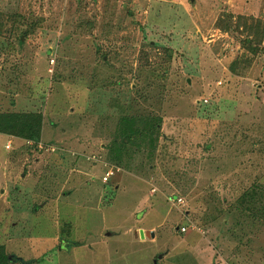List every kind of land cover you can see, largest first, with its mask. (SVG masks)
<instances>
[{
  "label": "rangeland",
  "instance_id": "374dc122",
  "mask_svg": "<svg viewBox=\"0 0 264 264\" xmlns=\"http://www.w3.org/2000/svg\"><path fill=\"white\" fill-rule=\"evenodd\" d=\"M241 18L264 0H0V114L43 116V149L0 134L12 260L264 264V225L232 213L264 185V37L249 53ZM141 95L161 130L121 121Z\"/></svg>",
  "mask_w": 264,
  "mask_h": 264
},
{
  "label": "trees",
  "instance_id": "16d2710c",
  "mask_svg": "<svg viewBox=\"0 0 264 264\" xmlns=\"http://www.w3.org/2000/svg\"><path fill=\"white\" fill-rule=\"evenodd\" d=\"M244 21L256 23V26L248 25L246 30L250 37H248L244 42V48L248 50L251 54H257L262 47V39L264 37V23L262 20L255 18H241ZM262 26L261 29L259 26ZM257 32L259 35L256 39L251 38V34ZM105 62L106 57H102ZM239 59L234 61L230 70L236 73V64ZM129 96H127L128 98ZM140 100H149L148 96L141 95L140 99L135 98L131 100L129 104H126L129 109L133 110L132 115H126L122 117L121 121L134 122L137 125L138 132L142 125L150 123V121H155L153 115L150 111H146L141 104ZM121 101V100H120ZM119 101V102H120ZM157 122V121H155ZM139 123V124H138ZM142 124V125H140ZM155 130H161L162 124L157 122L153 126ZM43 128V116L41 113H10V114H0V134L14 136L17 138H22L26 140H33L38 142L41 140ZM124 143L131 144L133 134L126 136ZM232 213L241 210L243 213H247L248 218L252 221L253 225L260 224L264 225V185L255 184L251 185L237 200V206ZM249 221V222H250ZM70 228V226H68ZM66 227H64L65 229ZM63 234H65L64 230ZM71 233V231H69ZM0 264H17L15 259H11V254L5 245H0Z\"/></svg>",
  "mask_w": 264,
  "mask_h": 264
},
{
  "label": "built area",
  "instance_id": "2783aa9c",
  "mask_svg": "<svg viewBox=\"0 0 264 264\" xmlns=\"http://www.w3.org/2000/svg\"><path fill=\"white\" fill-rule=\"evenodd\" d=\"M26 144L29 145V146H37L39 149H43V145H42V144H40V143H39V144H38V143H35L34 141H26ZM11 146H12V143L9 142V143L5 146V147H6V150H10V149H11ZM53 151H54V149H53ZM113 175H114L113 172H108V173L106 174V176L103 178V181H104V182H107V181L109 180V178H110L111 176H113ZM177 201H178L179 204H182V203L184 202L182 198H178ZM182 231L185 232L186 229L183 228Z\"/></svg>",
  "mask_w": 264,
  "mask_h": 264
},
{
  "label": "water",
  "instance_id": "95a60500",
  "mask_svg": "<svg viewBox=\"0 0 264 264\" xmlns=\"http://www.w3.org/2000/svg\"><path fill=\"white\" fill-rule=\"evenodd\" d=\"M140 237L141 239H145L146 237L149 238V237H154V233H151V236H149V232H146L144 230H140Z\"/></svg>",
  "mask_w": 264,
  "mask_h": 264
},
{
  "label": "crops",
  "instance_id": "0c3cea01",
  "mask_svg": "<svg viewBox=\"0 0 264 264\" xmlns=\"http://www.w3.org/2000/svg\"><path fill=\"white\" fill-rule=\"evenodd\" d=\"M33 141V140H32ZM9 142V141H8ZM7 142V143H8ZM35 142V141H34ZM55 151V150H54ZM104 178V177H103ZM103 180V179H102ZM104 182V181H103ZM151 214V213H150ZM144 221V220H143ZM140 224H144V222L142 223V220L140 221ZM132 229H134V228H132ZM141 230H144V231H146L145 229H141ZM146 232H149V231H146ZM140 234V233H139ZM141 238V237H140Z\"/></svg>",
  "mask_w": 264,
  "mask_h": 264
}]
</instances>
